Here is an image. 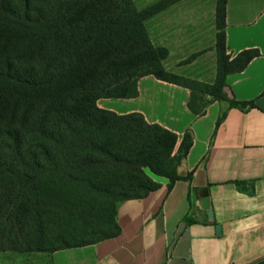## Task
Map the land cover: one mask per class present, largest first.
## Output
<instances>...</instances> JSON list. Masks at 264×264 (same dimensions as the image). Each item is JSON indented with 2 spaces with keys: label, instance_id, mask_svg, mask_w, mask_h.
<instances>
[{
  "label": "trees",
  "instance_id": "obj_1",
  "mask_svg": "<svg viewBox=\"0 0 264 264\" xmlns=\"http://www.w3.org/2000/svg\"><path fill=\"white\" fill-rule=\"evenodd\" d=\"M179 1L139 11L134 0H0V253H54L117 237L118 204L161 187L147 171L170 189L181 179L190 131L175 153L176 134L97 101L135 98L137 80L154 75L188 87L198 115L201 94L247 106L229 96L226 76L259 52L228 54V0L217 2L215 85L164 69L168 53L154 47L145 22Z\"/></svg>",
  "mask_w": 264,
  "mask_h": 264
},
{
  "label": "crops",
  "instance_id": "obj_2",
  "mask_svg": "<svg viewBox=\"0 0 264 264\" xmlns=\"http://www.w3.org/2000/svg\"><path fill=\"white\" fill-rule=\"evenodd\" d=\"M134 1L143 11L163 0ZM217 2L181 0L146 20L152 44L168 53L162 61L168 74L218 81ZM226 23L232 58L259 52L244 71L226 76L229 96L247 106L201 94L198 115L189 108L188 87L154 75L137 80L135 98L97 101L100 109L141 113L176 134L175 153L187 131L193 146L172 189L169 179L151 173L157 191L118 204L117 237L56 251L51 264H264V0H228ZM205 191L213 222L198 204Z\"/></svg>",
  "mask_w": 264,
  "mask_h": 264
},
{
  "label": "rangeland",
  "instance_id": "obj_3",
  "mask_svg": "<svg viewBox=\"0 0 264 264\" xmlns=\"http://www.w3.org/2000/svg\"><path fill=\"white\" fill-rule=\"evenodd\" d=\"M150 175L151 172L147 171ZM58 244H48L46 247L52 249ZM51 252H35V253H0V264H51L48 261V257L51 255Z\"/></svg>",
  "mask_w": 264,
  "mask_h": 264
},
{
  "label": "water",
  "instance_id": "obj_4",
  "mask_svg": "<svg viewBox=\"0 0 264 264\" xmlns=\"http://www.w3.org/2000/svg\"><path fill=\"white\" fill-rule=\"evenodd\" d=\"M208 192L205 191V193L203 194L201 200L199 201V206L203 209V210H207L208 212V215H209V221L210 222H213L214 220V214L213 212L211 211V207H210V202L208 200ZM217 230L218 232L220 233V227L217 226Z\"/></svg>",
  "mask_w": 264,
  "mask_h": 264
}]
</instances>
